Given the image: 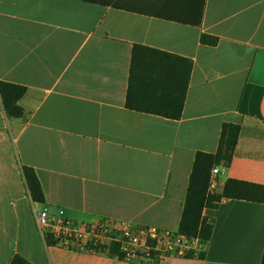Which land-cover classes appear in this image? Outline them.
<instances>
[{"label":"crops","instance_id":"0c3cea01","mask_svg":"<svg viewBox=\"0 0 264 264\" xmlns=\"http://www.w3.org/2000/svg\"><path fill=\"white\" fill-rule=\"evenodd\" d=\"M216 36L215 46L201 42ZM135 44L192 58L183 115L126 107ZM0 80L24 85L25 119L0 97V264H261L264 203L224 199L205 259L128 261L46 243L33 207L76 223L178 231L195 156L241 126L227 179L264 185V0H0ZM23 166L46 201L32 200Z\"/></svg>","mask_w":264,"mask_h":264},{"label":"trees","instance_id":"16d2710c","mask_svg":"<svg viewBox=\"0 0 264 264\" xmlns=\"http://www.w3.org/2000/svg\"><path fill=\"white\" fill-rule=\"evenodd\" d=\"M216 36L202 34L201 42L215 46ZM129 73L126 98L128 109L159 115L170 119H180L183 115L190 79L194 67L192 58L179 56L158 48L135 44ZM23 85L0 80V97L8 118L25 119V110L20 101L26 95ZM241 126L225 122L222 125L220 141L215 153L199 151L194 160L185 206L178 227V233L189 238H198L203 246L208 244L213 235L214 222L204 216L206 208H217L224 199H242L264 203V185L236 179H227L224 191L209 193V182L213 168L230 167L240 139ZM30 196L33 201L44 203L45 194L34 168L23 166ZM44 238L49 245L64 244L49 230L44 231ZM65 247V246H64ZM69 249L79 250L68 246ZM107 253L113 257L125 259V253L119 243L109 246L87 247V251ZM199 256L205 259L204 249L193 250L187 257ZM10 264H32L24 256L16 254ZM264 264V254L262 263Z\"/></svg>","mask_w":264,"mask_h":264},{"label":"built area","instance_id":"2783aa9c","mask_svg":"<svg viewBox=\"0 0 264 264\" xmlns=\"http://www.w3.org/2000/svg\"><path fill=\"white\" fill-rule=\"evenodd\" d=\"M220 167L213 168L208 192L220 193L218 175ZM36 223L44 233L45 230L55 234L66 248L73 246L87 251V247L109 246L119 243L125 253V260L151 261L164 256L187 257L193 250L198 238H189L178 232L165 230L156 226H138L128 221L101 220L92 223H76L64 216V211L50 214L47 208L33 207ZM94 251V250H91Z\"/></svg>","mask_w":264,"mask_h":264}]
</instances>
